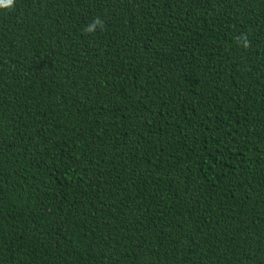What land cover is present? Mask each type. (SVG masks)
<instances>
[{"label": "trees", "instance_id": "1", "mask_svg": "<svg viewBox=\"0 0 264 264\" xmlns=\"http://www.w3.org/2000/svg\"><path fill=\"white\" fill-rule=\"evenodd\" d=\"M0 264H264V0H0Z\"/></svg>", "mask_w": 264, "mask_h": 264}, {"label": "clouds", "instance_id": "2", "mask_svg": "<svg viewBox=\"0 0 264 264\" xmlns=\"http://www.w3.org/2000/svg\"><path fill=\"white\" fill-rule=\"evenodd\" d=\"M8 3L11 4L12 3V0H8Z\"/></svg>", "mask_w": 264, "mask_h": 264}]
</instances>
